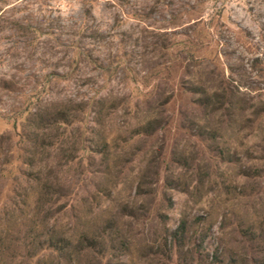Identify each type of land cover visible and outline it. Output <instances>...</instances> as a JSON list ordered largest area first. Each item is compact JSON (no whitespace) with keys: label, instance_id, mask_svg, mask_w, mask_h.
<instances>
[{"label":"rangeland","instance_id":"374dc122","mask_svg":"<svg viewBox=\"0 0 264 264\" xmlns=\"http://www.w3.org/2000/svg\"><path fill=\"white\" fill-rule=\"evenodd\" d=\"M0 264H264V0H0Z\"/></svg>","mask_w":264,"mask_h":264},{"label":"trees","instance_id":"16d2710c","mask_svg":"<svg viewBox=\"0 0 264 264\" xmlns=\"http://www.w3.org/2000/svg\"><path fill=\"white\" fill-rule=\"evenodd\" d=\"M208 97V96H206ZM96 104H103V98H100ZM102 102V103H101ZM82 103L75 104V102H71L70 104L64 103L59 107H56L55 109H49L46 111H39L33 118V122L38 124V129H42L45 126L48 125H58V126H72L75 122L80 121V115L81 113H84V108L82 107ZM97 115L96 119L99 120V117L101 115L100 111L95 112ZM45 125V126H44ZM36 146H40V138L37 137V141L35 142ZM42 182V181H41ZM49 184H44V187H42L39 191V198L38 202L42 205L46 203V199L49 193L50 189ZM186 232V223H183L182 226L179 228V234L176 233V236L181 238L182 235H184ZM181 234V235H180ZM69 240H67L65 237L61 235H56L51 238L50 243L52 244L55 251L59 253V255L62 257L65 253H70L71 256L74 255H80L81 251L77 250L78 247L80 248L83 246L84 250H92L95 244H90L93 239L89 238L88 236L83 237L79 240L81 244H77L78 247H74V244H69ZM89 243V244H85Z\"/></svg>","mask_w":264,"mask_h":264}]
</instances>
